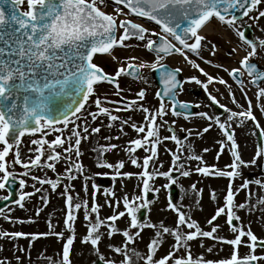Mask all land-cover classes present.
<instances>
[{"label": "snow or ice", "instance_id": "snow-or-ice-1", "mask_svg": "<svg viewBox=\"0 0 264 264\" xmlns=\"http://www.w3.org/2000/svg\"><path fill=\"white\" fill-rule=\"evenodd\" d=\"M9 4L11 8L6 10L4 6ZM101 5L105 8L112 7L113 11L108 12ZM261 5H264V0H0V189H6L8 185L15 183L18 175L17 165H21L24 169L19 173L21 177L19 187L23 190L27 184L23 177L29 176L33 168L46 167L55 171L54 162L63 158L67 162L63 175L57 174L56 178L52 179L31 174V179L36 181L32 184L34 191H22L18 199L14 200L15 204L24 208L26 197L41 193L39 198L46 206L48 198L43 194L42 187H37V184L50 185L52 191H56L62 181L75 180L76 173L83 170V164L76 159L81 156L82 141L101 133L102 127L112 128L116 122H119L118 128L123 135H127L126 126L131 127L138 134L137 138L127 142L124 150L129 153L131 164L142 169L138 173L122 172L120 170L125 168L123 160L116 164L101 161L99 157L105 151L118 147L116 144L101 145L97 150L99 167L114 169L113 179L115 177L130 178L135 175L140 180L137 184L138 193L129 197V194L125 192L122 197L125 211H118L102 218L101 205L95 202L89 205L87 200L81 202L78 194H73V186L65 184L64 191L59 195L65 199L64 225L69 232L67 237L64 232L54 230L55 225L49 218L48 232L25 233L0 230V238L31 237L29 243L31 247V241L39 237L55 235L64 241L62 253L57 254L60 259L47 257L49 264H73L71 253L76 236L74 225L78 213L83 210L87 230L82 243H90L93 247L97 256L93 264H133V256L142 259L144 264H259L260 261H264V256L256 254L258 247L264 248V239L259 238L250 225L245 227L241 216L234 210L247 208L248 211H252L253 206L248 200L237 204L235 195L239 189L233 186L234 179L240 175L241 165L249 163L241 158L239 145L235 139L234 123L243 125L248 120L254 122L252 134L257 136L258 143L250 163L255 164L257 158L264 157V125L260 124L254 114L257 106L264 113V102H262L264 101V86H262L264 71L258 70L257 65L251 62V58L257 55L256 42L249 39L241 30L242 27L247 26L244 18L257 21L264 18ZM254 12L257 14L253 15ZM139 18L154 22L159 31L149 29L140 22ZM213 19L234 30L240 40L250 48L241 54V45L233 47L230 55L239 56L238 66L216 65L227 72L238 85L247 107L240 104L227 80L221 76H213L192 58L194 55L205 60L206 63H212L202 56V50L208 48L210 53L215 55L217 46L206 40L202 30ZM173 40L176 43H173ZM132 41H136V48H143L153 53L154 60L148 62L131 55L125 58L129 61L125 65L119 61V58L113 57L119 62L114 75L106 72L95 61L97 54L111 55L117 46L132 48ZM259 46L264 48V40L259 41ZM174 53L179 54L187 64L198 69L206 77V82L194 75L187 79L202 85L211 105L218 106L224 114L222 119L221 114L210 115L208 111L195 113L209 123L203 127L202 132L193 133L192 129L182 128L181 130L187 133L184 139H181L172 127L176 125V120L164 119L169 114L187 119L193 107L188 102L178 99V92L183 90L178 74L183 70L179 67L173 69L162 63L166 57ZM144 68L159 72L160 81L164 85L162 92L155 93L158 98V107L155 109L141 102L146 97L145 89H140L135 93V98L129 99L123 96L124 89L117 80L118 77L127 76L147 82L141 71ZM245 74L250 78L249 83L258 89L256 105L248 96ZM102 82L114 84L115 95L121 99L112 100L107 96L102 98L97 95L98 86ZM214 82L225 85L232 104L242 110H234L221 103L217 95L209 90V86ZM216 91L219 92V89ZM121 104L122 107L106 106ZM194 107L199 108L200 105L196 104ZM121 111H139L142 113V121L136 122L131 116L125 118L114 114ZM104 117L107 118L106 125L102 119ZM166 126L170 135L162 136L161 128ZM214 126L218 127L226 138L217 142L220 144V149L216 159L220 158L226 143L234 158L226 166L230 169L228 171L221 170L216 165H207L203 156L195 154L191 143L187 144L188 154H184L188 137L194 134L200 136ZM66 130L69 133L67 136L64 135ZM38 133L39 137L30 141L35 147L28 148V152L35 155L29 156L27 160L22 159L23 138L26 135L35 136ZM52 133L57 135L49 140L47 137ZM114 138L120 137H103L108 141ZM166 140L173 141L177 146L176 151L168 149L171 152L168 170L161 171L163 164L157 167L153 163L150 171V162L158 157L159 146ZM66 144L67 147H65ZM57 148H61L62 151H57ZM137 149H143L147 153L142 163L140 158L135 156ZM203 151L208 152L209 149L205 148ZM10 153L12 154L11 162L7 159ZM42 158H44L43 161ZM188 161H199L200 164H197L194 170L204 176L218 175L230 178L224 204L218 206L214 214L206 221L211 226L210 230H205L189 211L184 210L182 204L174 202L175 198L171 194H169L167 208L175 214L173 226H168L163 221L156 224L141 220L138 217L140 209H146L153 202L148 198L149 193L158 194L161 190L155 187L154 181L158 177H163L166 183L161 187L171 189L178 182L176 173L183 177L192 174L193 169L187 166ZM249 183L252 181H245L240 188L247 189ZM254 183L264 187L260 180H255ZM93 188H98V185L94 184ZM84 190L87 192L86 184ZM181 191L185 190L181 189ZM191 191L197 194L198 198L194 200V203L199 205L203 189L197 188V185L193 183ZM10 198V196L3 197L5 200ZM211 198L216 199L215 190L211 193ZM108 203L111 207L112 202ZM119 203L118 199L117 207ZM258 203H264V199L259 200ZM39 214L38 209L36 215ZM126 215L130 218L128 228H118L115 221ZM0 216L6 220L13 219L3 208H0ZM221 216L226 217L225 222L232 233L231 237L220 235L224 230L223 226L214 223ZM146 227L156 229L154 236L146 245V253L141 255L140 251L132 248V254H130L129 245L135 244L137 238H143L141 233ZM117 233L123 236V241L120 245L110 243L108 247L114 255L121 256L122 259H109L100 252L99 246L105 237L110 240ZM167 236L174 239L171 250L163 257L157 258L158 248ZM197 238H211L218 244L230 245V256L215 261L205 260L202 256L193 258L189 242ZM242 246L249 249L247 254L241 255ZM182 249L186 255H177ZM17 250L25 251L21 248ZM208 251L211 252L212 249L209 248ZM20 259L18 256L17 260ZM0 264H8L7 258L0 259Z\"/></svg>", "mask_w": 264, "mask_h": 264}, {"label": "rangeland", "instance_id": "rangeland-1", "mask_svg": "<svg viewBox=\"0 0 264 264\" xmlns=\"http://www.w3.org/2000/svg\"><path fill=\"white\" fill-rule=\"evenodd\" d=\"M101 7L108 11L112 12V7ZM262 10H264V5L260 6ZM257 13H253L256 15ZM214 27L219 31L218 35L207 36L206 40L211 41L212 43H216L218 45L216 49V54L212 55L208 48H203L202 56L206 60L212 61L211 64L206 63L205 60H201L194 55L193 59H196L198 63L201 64L207 72L212 74L213 76H221L232 86V91L235 93L237 99L240 101V104L246 105V101L242 98L241 91L236 85V83L231 79L229 74L223 71L222 68L216 67V65H224L227 67L238 66L239 56L230 53L234 46L241 45V54H243L244 50H250L247 44H244L243 41L237 36L234 30L228 28L225 25L218 24V22H213ZM247 26L242 27L241 30L251 31L249 39H252L257 44V55L251 58V61H256L258 64L264 67V48L259 46V41L264 40V18H260L257 20H246ZM219 25V26H218ZM149 29L158 28L154 26H146ZM221 28V29H219ZM223 32V33H222ZM132 48H122L117 47L114 50V53L111 57H96L95 61L105 69L109 74H115L116 70L119 67V62L113 57L119 58L120 62H123L125 65L129 62L125 58L131 55H135L137 57L142 58L143 60H147L148 62H152L154 60V54L148 52L143 48H136V41L131 42ZM203 43V42H202ZM215 44V45H216ZM139 63L140 61H136ZM162 63L172 67V68H181L182 74L185 78V83L182 92L178 95V99L180 101L190 102L194 105L199 104L198 108L200 111H208L210 115L219 114L216 111V105H211L210 100L208 99L207 93L203 90L202 85L195 83L194 81H188V77L197 76L201 81L206 82V77L199 72L198 69H194L191 65L187 64L183 58L178 54L173 56L172 58H165ZM152 69L144 68L142 69V73L146 78L144 80L139 81H129L125 78H119L118 82L120 86L124 89L123 96L129 99L135 98V93H137L140 89L146 90V97L144 101H141L146 106L155 109L158 107V98L155 96V93L158 91V87L154 83V79L152 77ZM244 80L247 85L248 96L252 99L253 104L256 105V93L258 89L249 83L250 78L245 74ZM264 86V82L262 83ZM219 89V92L216 90ZM209 90L217 95L218 99L221 103L227 105L229 108L234 110H242L237 108L236 105L232 104L231 99L228 94V89L225 85H221L219 83L214 82L209 86ZM192 91V92H190ZM97 95H100L102 98L107 96L112 100H120V97L115 95V86L109 85L107 83H102L98 86ZM264 102V101H262ZM90 104L92 101L90 100ZM108 107H116L123 105H106ZM94 109V104L92 105ZM197 108V107H196ZM121 117H132L133 121L140 122L142 121V113L139 111H121L119 113H114ZM254 114L257 116L261 125H264V113L259 110V107H255ZM221 118H224V114L222 113ZM105 121V125L107 124V118H102ZM164 119L168 121L176 120V125L174 127L176 133L184 139L187 136L186 132H183L182 128H189L193 130V133L196 131H201L203 127L207 126L209 121H206L204 118L199 116L188 117L185 119L183 116L174 117L171 114L164 117ZM99 123V121H97ZM119 122H116L112 128L102 127L101 133L94 134L88 140H83L81 143V156L78 159L80 163L83 164L82 172L76 173L75 180H64L57 187L56 191H52L50 185H39L37 187H42L43 194L48 198V203L45 206L44 202L40 200L41 193H35L31 197H26L24 204L25 207L21 208L17 204L9 207L5 212L7 215L11 216L12 220H6L2 216H0V230L4 231H23L25 233H44L48 232V220L51 218L53 224L55 225L56 232H64L65 237L69 235V232L65 228L64 219L66 218V206L65 199L59 195L60 192L64 191L65 184L72 185L73 194H78L80 201L87 200L89 205L93 202L101 205L100 214L101 217H107L109 215L115 214L118 211H125L123 208V200L122 197L124 193H128L129 197H131L134 193H138L139 189L137 188V184L140 183V180L137 176L133 175L132 177H114L115 170L109 169L107 167H99L98 166V149L101 145L108 144H116L118 145L115 149H109L103 153L102 156L99 157L101 161H107L108 163L116 164L118 161L123 160L125 162V168L121 169L122 172H132L138 173L141 172L142 169L140 167L134 166L131 164L129 160V153H127L124 148L127 145V142L131 139L137 138V133L131 127H125V132L127 135H123L119 128ZM95 126V125H94ZM71 127V125L69 126ZM233 128L235 129V139L239 145V152L241 158L246 163L241 165L239 169L240 175L237 176L233 181V186L236 189H239L235 195V202L237 204L241 202H248L253 206L252 211H248L245 209H234L236 213L241 216L242 222L247 227L251 226L252 231L261 239H264V203H258L259 200L264 199V187L255 184L254 182L249 183L247 189H241L240 186L248 181V173H256L255 180H260L262 184H264V157L257 158L256 163L252 164L250 161L253 160L254 154L256 151L257 137L252 134V130L254 129V122L251 120L245 121L243 125L233 124ZM69 133L66 130L64 135L67 136ZM39 133L35 136L26 135L23 138V143L21 145V157L24 160H27L29 156H34V153H29V147H35L31 145L30 141L33 138L39 137ZM57 133L50 134L47 138L52 140L55 138ZM162 136H169L170 133L167 130V126L161 128ZM105 136H119V139H112L111 141L103 139ZM226 140L223 136L221 130L218 127L214 126L207 133H202L200 136H196L195 134L191 137H188V140L185 142L184 154L187 155V144L191 143L193 147V151L195 154H199L204 157V161L207 165H216L217 168L221 170L228 171L230 170L226 166L229 165L233 161V157L231 155V151L229 150L228 144H225V150L220 153V158L217 160V153L220 149V144L218 141ZM67 147V144L65 145ZM177 146L171 140L164 141L158 149V157L150 162L149 170H152V164L154 163L157 167L160 164H163V167L160 168L161 171L168 170L171 162V152L176 151ZM208 148V152H204L203 149ZM57 151H62L61 148H57ZM63 155H67L63 153ZM147 155L143 149H137L135 156L140 158V163H142L143 157ZM9 162H11L12 154L7 158ZM44 158H42L43 161ZM52 162V161H48ZM56 165L55 171L51 169L44 168H33L31 174H35L40 177H49L55 179L57 174L63 175L65 172V168L67 167V162L62 158L58 162H54ZM200 164L199 161H188L187 166L193 169L192 174L188 177L179 176L177 186L179 189L178 198L174 201L178 204H182L184 206L185 211H189L190 215L197 220L201 226L205 230H210L211 226L206 223L207 219H209L215 212L218 206H222L224 204V197L226 194V188L229 184L228 177H220L218 175H209L204 176L194 170L195 166ZM24 171L21 165L16 166L17 178L19 181L21 178L19 173ZM31 174L27 177H23L27 184L25 188L22 190L19 189V195L22 191L33 192L32 184L36 183L31 179ZM97 174H106V175H97ZM179 175V173H176ZM107 184L106 188H103L104 184ZM166 183L163 177H158L154 181V185L157 188H160V192L153 193L150 192L149 195H152V203L145 209L146 210V218L141 219L150 223L159 224V222L163 221L168 226H173L175 224V214L167 208L168 204V189H164L161 187ZM195 183L197 188L203 189L202 198H200V204L197 205L194 203V200L198 198L197 194H194L191 191V185ZM85 184L87 185V192L84 190ZM98 185V188H93V185ZM181 189L185 191L182 192ZM215 190L216 199L211 198V193ZM113 193L115 195H113ZM7 196L6 189H0V198ZM119 199V207L116 206V201ZM108 202H112V206H109ZM190 206V207H189ZM11 209V211H8ZM40 210V214L36 215L37 210ZM142 209H140L141 211ZM140 213V212H139ZM138 213V217H139ZM19 220L24 221L23 223L18 222ZM226 217L221 216L214 221V223H218L223 226V231L220 235L231 237L232 233L228 229L226 225ZM130 223V218L126 215L125 217L119 218L115 221V224L120 229L128 228ZM238 223V222H237ZM86 224L87 222L84 220L83 210L78 213V218L75 221V240L71 253V259L73 264H93V261L97 260V256L93 250V247L90 243H82V238L86 235ZM156 229L153 228H144L141 235L142 239L137 238L135 244L129 245V253H131L132 248H136L140 251L141 255H144L147 251L146 245L149 242L150 238L154 236ZM123 236L120 233L115 234L110 240L105 237L101 242L99 248L100 252L105 254L109 259L115 258L117 260L122 259L121 256L114 255L108 247V244L120 245L123 241ZM31 237L28 238H0V259L7 258L8 264H49L47 257H52L53 259H60L58 253H62L63 242L59 237L55 235H48L47 237H39L34 241H31V247H29ZM174 243V239L171 236H167L161 246L158 248L157 258L163 257L171 250V246ZM190 250L193 258L203 257L205 260H219L224 259L230 256L231 254V246L227 244H218L215 240L211 238H197L189 242ZM203 245V246H201ZM25 249V251H18L17 249ZM211 248L212 251L209 252L208 249ZM249 249L245 246L240 248L241 255L247 254ZM185 254L184 250H181V253L177 255ZM256 254L264 256V249L257 248ZM20 257V260H17V257ZM133 264H144L142 259H137L133 256ZM259 264H264V261H260Z\"/></svg>", "mask_w": 264, "mask_h": 264}, {"label": "bare ground", "instance_id": "bare-ground-1", "mask_svg": "<svg viewBox=\"0 0 264 264\" xmlns=\"http://www.w3.org/2000/svg\"><path fill=\"white\" fill-rule=\"evenodd\" d=\"M218 33H219L218 30L214 27V24L212 22L205 29L202 30V34L204 36L214 35V34H218Z\"/></svg>", "mask_w": 264, "mask_h": 264}, {"label": "water", "instance_id": "water-1", "mask_svg": "<svg viewBox=\"0 0 264 264\" xmlns=\"http://www.w3.org/2000/svg\"><path fill=\"white\" fill-rule=\"evenodd\" d=\"M4 7H5L6 10H9V9L11 8V5H10V4H9V5H5ZM157 82H158V81H157ZM162 85H163V83H162ZM163 86H164V85H163ZM162 91H163V87H162ZM13 200H14V198H12V201H13ZM10 201H11V200H10ZM12 201H11V202H12ZM8 202H9V201H8ZM6 204H7V203H5V202H2V203L0 202V208H3Z\"/></svg>", "mask_w": 264, "mask_h": 264}]
</instances>
